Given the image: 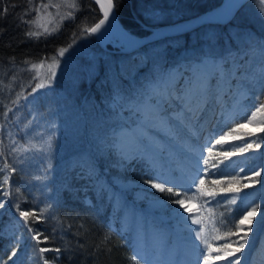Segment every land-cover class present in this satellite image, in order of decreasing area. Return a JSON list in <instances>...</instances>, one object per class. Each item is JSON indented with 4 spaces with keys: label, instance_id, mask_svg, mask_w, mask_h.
<instances>
[{
    "label": "rangeland",
    "instance_id": "obj_1",
    "mask_svg": "<svg viewBox=\"0 0 264 264\" xmlns=\"http://www.w3.org/2000/svg\"><path fill=\"white\" fill-rule=\"evenodd\" d=\"M189 1L137 0L139 11L135 15L139 18L140 13L151 24H159L183 14ZM29 2V31L57 29L64 21L61 17L73 10L65 6V0ZM246 12L243 16L259 29L243 26L237 19L227 25L232 35L217 42L218 28L205 23L198 30L195 28L200 26L178 34L180 45L172 50L151 41L130 52L107 51L86 31L91 24H81V30L73 34L72 46L60 48H68L63 56H59V49L42 65L33 61L36 68H31V63L18 66L24 73L23 84L2 78L0 91L5 99L0 112V143L6 139L12 147L15 139L17 146L36 147L39 141L46 146L41 159L33 157L34 151L23 156L11 154L14 161L10 165L20 175L12 173L10 193L17 195L18 184L26 187L34 194L37 214L44 209L43 216L51 218L61 200L63 181H74L86 189L93 186L85 193L86 201L106 210L111 224L126 229L139 264H185L189 234L196 237L201 228V224L188 226L180 214L173 213L177 207L173 201L178 197L153 188L152 183L181 192L180 199H192L196 219L203 222L209 243L220 249H205L196 239V264H203L202 254L223 256L235 247L232 242L239 236H229V231H236L245 209L260 205L240 258L250 251L256 264H264V217L259 214L264 211V133L259 131L264 125V109L252 116L264 102V4L253 0ZM109 38L116 40L113 33ZM54 57L58 66H54ZM143 64L145 69L137 70ZM100 67L105 68L108 88L103 96L105 104L96 103L97 108H93L83 95L77 101L78 84L82 77L88 83ZM52 71L55 77L51 83L29 95ZM122 72L127 80L119 79ZM33 76L37 79L32 80ZM17 93L21 99L13 105ZM5 106L12 109L7 119L3 116ZM152 106L159 107L156 113L150 112ZM141 123L145 128H139ZM47 126L53 131H45ZM26 130L30 133L25 134ZM221 136L227 141L223 145L216 143ZM30 159L32 166L27 163ZM255 172L261 175L254 176ZM229 188L241 191L237 194L227 191ZM206 192L217 195L210 199ZM233 195L238 199L230 204ZM7 211L19 215L9 205ZM2 226L16 243V255L7 264L23 248L30 255L33 249L40 255V247L48 248L32 240L33 233L26 240L18 220L7 218ZM248 227L243 226L245 230ZM226 242L231 247H223ZM251 242L255 245L246 250ZM49 264L55 263L49 260Z\"/></svg>",
    "mask_w": 264,
    "mask_h": 264
},
{
    "label": "trees",
    "instance_id": "obj_2",
    "mask_svg": "<svg viewBox=\"0 0 264 264\" xmlns=\"http://www.w3.org/2000/svg\"><path fill=\"white\" fill-rule=\"evenodd\" d=\"M218 1L219 0H190L189 4H187V8L189 9L183 11L184 13L176 18L192 15L195 12L214 5ZM29 3V0H0V86L2 78L9 82L13 77H15L17 83L23 84L24 81H21V79H24V73L18 70V66L22 65L23 61L28 60L33 62L50 59L61 47H65L66 44H71L72 39L75 37L73 34L81 30V24H92L101 14L96 2L92 0H76L78 8L72 10L74 13L73 18L64 19L57 28L58 31L47 37L42 35L39 39L29 38L26 36V32L29 31L30 27L28 23L22 22H29V20H31ZM252 3L253 0H248L244 3L237 10L233 18L226 23H209V26L218 28L215 33L217 37L215 38L218 40L214 38L217 42L224 41V36L230 37L232 35L227 25L233 24L237 19L241 20V25L243 26H251L255 29L260 28L256 26L253 20L249 21L246 16H243V13H247L246 10L250 8ZM115 7L120 21L125 27L132 31L134 29L138 33L146 32V28L142 21L148 24L151 22L143 19L140 13H138V16L142 21L137 19L135 15V12L139 11L137 8V0H115ZM4 8H7L6 15L2 12ZM25 13H27V15H25ZM240 16L242 17L240 18ZM171 20L172 19L169 21ZM204 26L195 29L198 30ZM180 39L181 35L175 34L173 36L157 39L153 41L152 44L159 43L161 47L163 46L168 50H172L175 46L178 47L180 45ZM11 58H15L14 63L11 62ZM145 65L146 64H143L141 67L138 66L137 70L142 71L145 69ZM99 69L101 71L98 70V72L92 75L88 83H86L85 78L82 77L81 83L79 82L78 84V88L81 90L76 96L78 101L81 95H83L84 101L85 99L90 100L93 108H97L96 103L105 104L103 102V96L108 88L104 77L106 75L105 68L100 67ZM118 76L119 79L122 80L128 79V76L123 72ZM2 94L3 92L0 91V112H2L1 108L5 99V96H1ZM103 109H105V112L109 110L107 107ZM86 114L88 115L89 112L86 111ZM106 114L108 116L109 111ZM107 121L108 120L104 121V124H106ZM45 131H53V127L47 126ZM26 133H30V131L26 130L25 134ZM4 140H1L0 143V169H3L5 160H7L9 164L14 161L11 147L8 146V143H5ZM41 143L44 145L43 147ZM52 144L57 146L54 142ZM36 147L42 150H34L33 157L41 159L42 157L40 154L44 153L46 146L43 144V141H39ZM31 161L30 159L27 163L32 166ZM19 172L20 171L17 169L14 173L18 175ZM5 174L6 170L0 171V185L3 183ZM82 178L84 177L82 176ZM18 185L19 191L17 195L14 196L11 193L12 195L7 198L3 196L5 188L0 187V201L4 203V207L0 208V264L7 261L8 257L12 255V249L16 248L13 236L6 233L2 226L7 218L15 219V221L18 220L26 240H28L30 235L19 215L15 217L13 212L7 211V206L9 205L17 214H19V211H17L15 207L17 204L20 205V210H31L36 213L39 211L34 203L35 200L32 199L34 194L29 192L26 187L20 184ZM88 186L89 188H93L91 185ZM89 188L86 189L83 186H78L74 181L68 184H64L63 181L59 192L61 200L56 205L55 216L51 218L43 216L42 219L36 222H32L30 218V225L33 226V229L42 233L43 236L48 237L47 241H43L42 239L40 245H46L49 249H61L59 254L54 251H49L43 255L55 264H134L132 243L129 236H127L126 229L121 228L117 223L111 224L107 218L106 210L104 211L96 205L86 201L84 196ZM43 236L41 237L43 238ZM105 239H107V243H105ZM32 251L30 255L29 252H26V249L23 248L20 255H18L11 264H43L40 255L37 252L35 253L34 249ZM57 255L58 259H56Z\"/></svg>",
    "mask_w": 264,
    "mask_h": 264
},
{
    "label": "snow or ice",
    "instance_id": "obj_3",
    "mask_svg": "<svg viewBox=\"0 0 264 264\" xmlns=\"http://www.w3.org/2000/svg\"><path fill=\"white\" fill-rule=\"evenodd\" d=\"M99 2H100V0H97V3H99ZM261 3L264 4V0H261ZM106 4H107V8H106V10H104V18L101 19L99 21V23H96L93 27L86 29V31L88 33L95 34V33L99 32L101 30V28L106 24V22L110 19V16H111V14L115 8V4H114L113 0H106ZM65 6L70 8V9H73V10L78 8V4L76 3V0H65ZM41 7L46 9V8L50 7V5H42ZM56 7H60V5H56ZM36 11H39V9H36ZM2 12H3V14L6 15L7 14V8H4L2 10ZM25 15H27V13H25ZM73 15H74V13L72 11H69L65 17H61V20L65 19V18H73ZM22 22L28 23V21H22ZM56 31H58V29L53 28V29L49 30L47 27H45L43 33L38 32V31H28V32H26V36L29 38L39 39L42 35L47 37V36L54 34ZM71 46L72 45L70 44L68 47H71ZM67 51H68V48L60 49L59 56H63L64 53ZM53 60H54V66H58V63H59L58 58L54 57ZM14 61H15V58H11V62L14 63ZM22 63H24V64L31 63V68H36L38 66L36 63L30 62L28 60H25ZM42 63H43V61H41V65H42ZM54 77H55V71H52L49 76H47L45 79L40 80L39 82H37L35 84V87L32 88V91H31V93H29V95L36 93L39 89L45 87L47 84H50ZM13 79H15V77H13ZM31 79L36 80L37 77L33 76ZM20 99H21V94L17 93L16 99L12 100L11 103L13 105H16V104H18ZM262 109H264V102L260 103L259 107H256V111L252 113V116L254 117L256 115V113L260 112ZM11 111H12V109L10 107L5 106V110L3 112V116L5 119L8 118L9 112H11ZM250 122H251V119H249V123ZM238 127H240V126H238ZM259 131L261 133H264V125L260 126ZM251 135H256V134L252 133ZM234 139H239V138L236 137ZM226 142L227 141L225 140L224 136H221L220 139L216 141V143L220 144V145H223ZM12 143H13V146L11 147V152L18 154L19 156H23L25 153H28V152H31L34 150L35 151L42 150V149L36 148L35 146H28V145L17 146L15 139H13ZM247 147L251 148L252 144H248ZM259 147H260V144L257 143L256 148H259ZM204 163L207 164L208 160H205ZM213 167H216V165L214 164ZM4 170H7V173L4 175L3 183H2V185H0V187L5 188V190L3 192V196L5 198H7L11 195L10 191L8 190L11 187L10 186L11 175H12V173L16 172L17 169L14 166L10 165L7 162V160H5L4 164H3V169H0V171H4ZM260 175H261L260 172L254 173V176H260ZM148 182L149 181H146V183H148ZM214 182H218V181H214ZM200 183L201 184L204 183L203 178H201ZM151 186L153 188L158 189L159 191H162V192L166 191V192L171 193L172 195L178 197L177 199H175L173 201V203L179 205L181 208L184 209L185 212L190 211L187 207H185L183 200L179 198V197H181V192L174 191V189L172 187L165 188L163 186V184L152 183ZM244 187H249V185H245ZM16 191L18 192L19 189H17ZM227 191L238 194L241 191V189L240 188H229ZM204 195L208 196L210 199H215L217 193L206 192V193H204ZM237 199H238V196L233 195L232 198L228 201V203L235 204ZM208 202L209 201H205L204 203L207 204ZM2 207H4V203H3V201H0V208H2ZM15 207L17 208V211H19L20 218L24 221V225H25V227H27L28 232L33 233V235L31 236V239L36 241L37 244H40L42 242L40 237L43 236V234L36 231L31 226H29L30 225V218H31L32 222H36L37 220L42 219L43 218V212L45 210L41 209L40 214H37L34 211L20 210L19 204L15 205ZM259 208H260V205H256V206L245 209L244 214L236 222V231L235 232L229 231V233H228L229 236H232V235L239 236L238 241L232 242L236 246L231 247V245L226 242L223 245V247H225V248L231 247V250L227 251L225 253V255H223V256L218 255L215 257H211L208 254H202L203 255V264H211V262L216 261V260H223L226 262V264H241L240 254H242L243 250L246 248V245L248 243L249 233L252 231L251 225L254 223V218L257 216ZM259 214H260V216L264 217V211H261ZM210 219L212 220V230L215 231L216 230L215 229V221L211 217H210ZM192 223L193 224H201L200 230L196 232V239L201 242V244L204 246V248L208 249L210 251H217V252L220 251V249L212 248L211 244L209 243L208 235L205 231V227L203 226V222L201 220H197L193 217ZM244 225L249 226L247 228V230H245L243 228ZM241 232H243V235H240ZM47 240H48V237L43 236V241H47ZM105 243H107V239H105ZM49 251H54L57 254H59L61 249H59V248L49 249L47 247H40L39 248L40 259L43 261V264H49V260L43 255L44 253H47ZM15 255H16V249L13 248L12 249V255H10L8 257V260H12ZM56 259H58V255H57ZM3 264H7V262L4 261ZM134 264H138V262L135 261V259H134Z\"/></svg>",
    "mask_w": 264,
    "mask_h": 264
},
{
    "label": "water",
    "instance_id": "obj_4",
    "mask_svg": "<svg viewBox=\"0 0 264 264\" xmlns=\"http://www.w3.org/2000/svg\"><path fill=\"white\" fill-rule=\"evenodd\" d=\"M96 2L100 16L94 21L89 28L99 23L104 18V10L107 8L106 0H92ZM248 0H219L214 5H211L204 10L193 13L192 15L174 18L171 21L161 22L159 24H148L142 21L146 32L137 34L120 21L116 7L114 8L110 19L103 26L109 33L115 35L116 40L104 37V33L99 32L92 34L97 44L103 49L112 52H130L131 50L141 47L143 44L150 43L151 41L161 39L165 36H173V34H180L185 31L193 30L195 27L205 23H226L230 21L236 14L237 10ZM115 4V0H113ZM102 27V28H103ZM110 44V45H109ZM12 263V262H11Z\"/></svg>",
    "mask_w": 264,
    "mask_h": 264
},
{
    "label": "bare ground",
    "instance_id": "obj_5",
    "mask_svg": "<svg viewBox=\"0 0 264 264\" xmlns=\"http://www.w3.org/2000/svg\"><path fill=\"white\" fill-rule=\"evenodd\" d=\"M101 31H102V33H104V37H106V38L109 37V35H110L109 30H107V32H106L105 27L101 28ZM197 82H199V80ZM215 100H216V98H214V101ZM157 109H159V107L152 106V109L150 110V112L153 111L154 113H156V110ZM192 109H194V106L192 107ZM147 111H148V108H147ZM147 124H151V123H147ZM141 127L142 128H145L144 123H141V126L139 128H141ZM135 130H137V129H135ZM153 131H155V130H153ZM142 136H144V135L142 134ZM145 136L148 138L147 140H149L148 141L149 142V145L152 146V147H154L155 146L154 145V141H151V139L146 134H145ZM182 200H183V202L185 204V207H187L190 211L189 212H185L183 208H181L179 205H177V207H175L172 212L173 213H177V215L180 214L181 215V218H182V221L185 222V224H187L188 226L192 227V225H194L192 223V218L194 217L196 219L195 203L193 202L192 199H188L187 200V199H184L183 198ZM259 226L261 228V225H259ZM259 226H258V228H259ZM195 241H196L195 235L194 234H189V239H188V241L185 244V246H186V259H185V264H196V262H197V257H196L197 256V247L195 246ZM254 245L255 244L253 242L249 243V245H248V247H247L246 250H251V248ZM249 252H245L244 253L245 255H243L242 258H241V264H256L254 262V258L252 257L251 254H249ZM189 261H191V263Z\"/></svg>",
    "mask_w": 264,
    "mask_h": 264
}]
</instances>
